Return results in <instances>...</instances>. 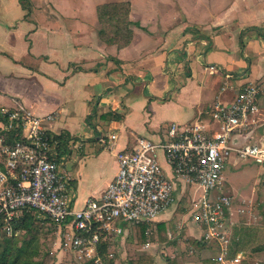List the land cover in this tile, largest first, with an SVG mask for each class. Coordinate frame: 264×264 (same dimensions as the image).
Returning a JSON list of instances; mask_svg holds the SVG:
<instances>
[{"label":"crops","instance_id":"obj_1","mask_svg":"<svg viewBox=\"0 0 264 264\" xmlns=\"http://www.w3.org/2000/svg\"><path fill=\"white\" fill-rule=\"evenodd\" d=\"M123 2L130 4L133 26L130 43L121 47L100 37L96 10ZM193 2L200 12L205 2ZM193 6L184 0H0V110L22 104L34 116H56L51 132L71 139L62 138L58 161L76 209L107 189L119 151L139 138L160 141L167 125H187L212 102H228L226 95L264 77V0H226L212 17L194 14ZM228 85L235 90L222 91ZM111 136L114 141L103 140ZM173 187V205L154 221L127 228L120 244L124 249L129 238L128 251L106 264L140 258L142 264H217L216 251L203 245L190 218L191 204L180 212L186 186ZM238 217L231 206L232 233Z\"/></svg>","mask_w":264,"mask_h":264},{"label":"built area","instance_id":"obj_2","mask_svg":"<svg viewBox=\"0 0 264 264\" xmlns=\"http://www.w3.org/2000/svg\"><path fill=\"white\" fill-rule=\"evenodd\" d=\"M263 90L262 82L247 83L191 123L167 125L160 141L137 139L118 152V171L107 189L80 209L58 161L64 141L49 128L56 116H34L22 104L0 110V226L10 232L29 210L64 232L61 249L75 263L106 264L127 228L152 222L173 205V185L180 182L202 191L191 201L190 218L202 231L201 242L216 251L217 264L248 263V252L233 253L227 225L232 195L225 184L238 161L264 166Z\"/></svg>","mask_w":264,"mask_h":264},{"label":"rangeland","instance_id":"obj_3","mask_svg":"<svg viewBox=\"0 0 264 264\" xmlns=\"http://www.w3.org/2000/svg\"><path fill=\"white\" fill-rule=\"evenodd\" d=\"M193 1L194 0H184L186 5H194L188 9L189 11L193 12L194 14L206 12V14L210 15V17L216 15L226 2V0H199L200 2L198 3L202 4V1L203 3L205 2V4L201 6L199 12L197 9H195L198 4L196 5V3ZM238 5H240V3ZM119 25L120 19L111 23H107L105 26L106 36H113V32L116 31V28H118ZM120 27L122 28V25H120ZM123 35L124 34L122 33L118 36L120 42L123 41ZM262 37H264V34H262ZM184 71L187 72V70ZM261 82L264 85V77L256 83ZM225 94H228V92ZM226 97V100L229 101L230 98H232V96L229 94L226 95ZM262 100L264 103V90L262 93ZM103 139L105 142H107V139L104 137ZM159 157L161 159V163L164 165L160 153ZM226 177L227 181L225 184V189L230 193V195H232L233 212L239 216L237 219L238 225H236V227L245 226L246 223L249 226L245 227L257 228L258 231L257 239H255V241L251 244H245L243 247V250L248 252L249 255V262L246 264H264V251H255V249L258 247H264V166H259L250 162L238 161L236 162L234 168L227 171ZM184 186H186V192L183 194L179 205L181 208L180 212L186 214V208L190 207L191 204L189 196H191V198L198 197L200 196L201 191L199 190L197 193H195L196 186ZM31 215L34 216L31 234L26 235L24 231H17L14 229L10 230V232H7L6 229H3L5 236L9 239L15 240L18 245L25 239L35 238L38 250V255L34 259L35 264H74L71 255L69 257L67 253H61L63 251L60 244L63 240L64 232L62 230L60 231L56 226L51 224L42 216H39L33 212H31ZM160 232L162 233V231ZM127 245H131L129 238L127 239V242H125L124 249H122L121 244L119 247H117L119 250L114 253L113 260L120 261L125 250L128 251ZM129 257H131V255L127 252V258Z\"/></svg>","mask_w":264,"mask_h":264},{"label":"trees","instance_id":"obj_4","mask_svg":"<svg viewBox=\"0 0 264 264\" xmlns=\"http://www.w3.org/2000/svg\"><path fill=\"white\" fill-rule=\"evenodd\" d=\"M98 19L102 25V29L99 31L100 37L107 44H117L118 46H126L130 43L132 38L131 27L133 24L129 21L130 4L128 2L123 3H107L97 7ZM120 19V25L113 32V36H106V24ZM138 28V24H134ZM123 35V41L120 42L118 36ZM111 116L108 115L106 120ZM113 118V116H112ZM115 119V118H114ZM64 136L59 135L57 139L63 140ZM64 141H71L66 136ZM34 216L31 215V211H24L19 219H17L12 225V229L24 231L26 235L31 234L33 227ZM5 223L0 226V264H35V257L38 255L36 246V239L30 238L23 240L19 245L13 239H9L5 236L3 229ZM257 228L237 226L233 230L234 237V250L233 253L243 250L245 244H251L257 239ZM204 245V244H203ZM207 247V246H206ZM256 252L264 251V247H258L255 249ZM144 258H140L138 261H131L129 264H142Z\"/></svg>","mask_w":264,"mask_h":264}]
</instances>
